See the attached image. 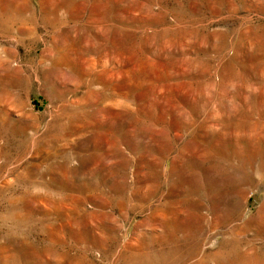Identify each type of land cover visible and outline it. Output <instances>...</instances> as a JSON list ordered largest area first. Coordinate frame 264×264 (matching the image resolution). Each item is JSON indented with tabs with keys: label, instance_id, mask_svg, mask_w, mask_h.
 <instances>
[{
	"label": "rangeland",
	"instance_id": "1",
	"mask_svg": "<svg viewBox=\"0 0 264 264\" xmlns=\"http://www.w3.org/2000/svg\"><path fill=\"white\" fill-rule=\"evenodd\" d=\"M0 264H264V0H0Z\"/></svg>",
	"mask_w": 264,
	"mask_h": 264
}]
</instances>
